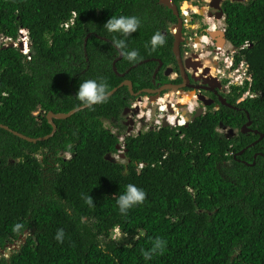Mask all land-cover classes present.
Instances as JSON below:
<instances>
[{
  "label": "trees",
  "instance_id": "trees-1",
  "mask_svg": "<svg viewBox=\"0 0 264 264\" xmlns=\"http://www.w3.org/2000/svg\"><path fill=\"white\" fill-rule=\"evenodd\" d=\"M225 13L227 39L250 68L249 90L261 95L239 105L241 112L224 107L189 127L128 136L123 163L114 158L121 156V131L105 122L126 128L123 114L134 97L119 87L126 80L135 92L152 86L156 63L125 77L114 63L119 50L120 74L174 58L172 39L163 36L171 15L160 0H0V38L18 40L28 30L33 45L30 55L0 45V124L45 138L54 130L50 113L89 105L77 96L84 81L104 83L106 95L119 88L55 120L58 131L47 141L30 143L0 128V250L26 236L0 264H264V0L228 1ZM121 15L139 18L137 32L104 28ZM157 33L164 43L153 46ZM130 51L138 52L135 60ZM247 90L235 89L233 104ZM246 112L259 135L219 132L221 124L241 129ZM128 184L147 195L122 215L117 200ZM117 229L124 238H114ZM156 238L167 241L166 249L145 260Z\"/></svg>",
  "mask_w": 264,
  "mask_h": 264
},
{
  "label": "flooded vegetation",
  "instance_id": "flooded-vegetation-1",
  "mask_svg": "<svg viewBox=\"0 0 264 264\" xmlns=\"http://www.w3.org/2000/svg\"><path fill=\"white\" fill-rule=\"evenodd\" d=\"M228 1L246 4L254 0L236 2L232 0H160L164 9L172 16L168 18L170 20L166 26L167 30L163 31V36L168 40L172 39L174 58H171L168 64L161 58L146 60L124 74L127 75L146 63H156L152 74V86L139 92L134 90L136 95L131 94L134 97L131 106L136 102L144 103L146 99H149L147 104L153 109L161 100L175 105L178 110H183V113L184 110L188 112L187 110L192 106L195 111L189 114L190 125L194 123L193 118L200 109L204 110L203 116L208 112L221 111L224 107L236 112L244 111L239 105L253 98L248 94L249 91L245 92L236 104H233L234 90L238 87H228V81L219 74V70H223L225 66L226 57L230 56L227 31L224 32L227 28L225 5ZM177 43L180 57L175 54ZM171 95L175 96L176 102L173 99L168 100ZM127 110L129 113L125 115ZM126 111L123 117H128V124L132 122L130 128L132 132L136 125L132 117H136L140 110L129 107ZM246 115L248 122L241 129L221 124L219 132L228 138H236L240 133L259 135L258 131L252 129L253 122L249 113L246 112ZM230 129H233L234 134H230Z\"/></svg>",
  "mask_w": 264,
  "mask_h": 264
},
{
  "label": "built area",
  "instance_id": "built-area-1",
  "mask_svg": "<svg viewBox=\"0 0 264 264\" xmlns=\"http://www.w3.org/2000/svg\"><path fill=\"white\" fill-rule=\"evenodd\" d=\"M187 14V13H185ZM75 18L76 14H74V17L70 20V22H67L64 27L65 29H69L71 26L75 24ZM227 29V28H226ZM224 30L226 32L227 30ZM23 41H26L25 45L27 46L30 43V38L25 37L22 39ZM14 42L13 39L11 38H5L1 37L0 38V45L3 44L8 45L10 43ZM228 49L230 50V56L226 57L225 59V66L223 70H219V74L223 77V79H226L228 81V87L230 86H236L240 89L245 88L248 86V94L251 95L253 98H257L261 94H254L251 92V87H252V77L250 75V68L248 65V62L245 57H242L240 55V50L236 49L229 41L227 43ZM30 50L26 47V51L24 54L30 55L29 54ZM246 91V92H247ZM147 101L149 99H146V104L143 105V103L136 102L134 103L131 108L133 110L139 109L140 113L136 115V117H132L137 125L140 124L143 128L137 129V126H135L132 130V132H128L127 135L124 137H120V142H121V147L122 149L119 151L121 155L125 153V139L128 136H137L139 135L142 131L148 132L149 130H156L160 131L161 129L165 128L164 127V120H168L170 124V128H179V127H187L190 126V115L193 114L195 109L190 106L189 109L186 112L184 110H178V108L174 106V109L176 110V114H172L169 111L168 104L164 101L161 100L158 106H155L157 108V114L154 115V109L152 106H149L147 104ZM145 123V124H143Z\"/></svg>",
  "mask_w": 264,
  "mask_h": 264
},
{
  "label": "clouds",
  "instance_id": "clouds-1",
  "mask_svg": "<svg viewBox=\"0 0 264 264\" xmlns=\"http://www.w3.org/2000/svg\"><path fill=\"white\" fill-rule=\"evenodd\" d=\"M141 21L136 16H112L111 19L108 20V22L104 25V28L109 33H119L123 36H128L132 33L137 32L138 28L140 27ZM27 34V37L30 38L28 30H21L20 36L22 38H25ZM20 38V37H19ZM16 44L20 43H26V41L21 40H14ZM30 43L31 39H30ZM29 43V44H30ZM164 43V38L159 34H155L152 37V44L155 45H162ZM116 47L119 49H124L126 47L125 40L123 39H117L115 41ZM26 46V45H25ZM27 47V46H26ZM32 49V48H31ZM31 49L29 54L31 53ZM137 51H130L127 53V58L129 60H135L138 56ZM78 98L84 102L85 104H99L102 103L106 98V85L104 83H98L94 79L86 80L82 84L79 85V90L77 93ZM121 145V144H120ZM122 156V155H121ZM121 156L119 157L121 159ZM146 192L142 189L137 188L134 184H128L126 186L125 193L123 195H120L117 204L119 206L120 213L122 215L127 214L128 210L132 208L135 205L143 204L146 199ZM88 202L92 203V198H88ZM16 229L18 230L21 225L17 224ZM117 232H119V229H117ZM64 232L63 230H60L56 235V240L58 242H63L64 238ZM167 241L162 238H156L153 242V247L145 251L143 253L145 260H151L152 257L156 254H163L164 250L166 249Z\"/></svg>",
  "mask_w": 264,
  "mask_h": 264
},
{
  "label": "water",
  "instance_id": "water-1",
  "mask_svg": "<svg viewBox=\"0 0 264 264\" xmlns=\"http://www.w3.org/2000/svg\"><path fill=\"white\" fill-rule=\"evenodd\" d=\"M232 1L236 2V1H240V0H232ZM169 6H171V5H169ZM32 46L33 45L30 43V44H28L27 48L30 50L32 48ZM8 48H18L22 53H25V51H26V46H25L24 43H20V44L10 43V44L4 46V49H8ZM119 52H120V58L117 59L115 61V63H114V71L116 72V74L118 76L125 77L126 75L120 74L118 72V70H117V67H116L117 62L124 57V53L121 50H119ZM175 54L178 57H180V49H179V44L178 43L176 44ZM127 86L129 87L131 94L135 96L136 93L134 92V84L131 81H124L119 88H123V87H127ZM119 88H116L112 92L107 94L105 99H108V98H111L112 96H114L118 92ZM139 95H140V93H139ZM92 105H95V104L83 106V107H81L79 109H76V110H74V111H72V112H70L68 114H64V113H61V114L50 113L48 115V121H49L50 125L53 126L54 130H53V133L50 136L45 137V138L33 139V138L25 136V135H23V134H21L19 132H16V131L10 129L8 126L2 125V124H0V128L5 129L6 131H9V132L13 133L15 136H17V137H19V138H21V139H23V140H25L27 142L37 144L38 142L47 141L50 138L55 136V134L58 131V127L55 124V120H66V119H69L72 116H74L75 114H77L78 112H80L81 110H84V109H86V108H88V107H90ZM203 112H204V110L200 109L199 113H197L195 115V117L193 118V122H195L198 118L202 117L203 116L202 115ZM128 113H129V110L126 111L125 115H127ZM136 113H138V111H136ZM153 114L154 115L157 114V108L156 107L154 108ZM131 124H132V122H131ZM164 127L165 128H169L170 127V124H169L168 120H164ZM187 127H189V126H187ZM225 129H227V128H225ZM229 131H230V134H234L233 129H230ZM130 132H131V130H130ZM262 138H263V136L261 137V139ZM117 148H118L119 151L122 149L121 145H118ZM124 158L125 157H124V153H123V155L121 156V159H124ZM26 235H28V233ZM24 243H26V236H22L21 240L19 242L14 243L12 245H8L7 248L4 249V250H0V258L1 257L10 258V256L13 254V252L19 250L21 248L22 244H24Z\"/></svg>",
  "mask_w": 264,
  "mask_h": 264
},
{
  "label": "rangeland",
  "instance_id": "rangeland-1",
  "mask_svg": "<svg viewBox=\"0 0 264 264\" xmlns=\"http://www.w3.org/2000/svg\"><path fill=\"white\" fill-rule=\"evenodd\" d=\"M26 36H27V34H26ZM21 39H23V38L20 36L19 40H21ZM174 98H175V96L171 95V97L168 100H171L172 101V99L174 100ZM174 102H176V100H174ZM145 104H146V102L143 103V105H145ZM168 108H172V104L171 103L168 104ZM169 111H170V109H169ZM124 121L127 123V124H125V127H126L125 129H122V128L120 129L118 126H116L111 121H106L105 122V126L108 129H110L115 134H118L121 131L120 132L121 133V137H124L125 135H127V133L130 131V128H131V124H128V117H125L124 118ZM143 124H145V123H143ZM135 126H137V129L141 128V130H143V128H142V126L140 124L137 125V123H136ZM66 157L67 158H70L69 155L66 156ZM114 158H115L116 161H121L123 163L125 162L123 159H120L119 156H117V155L114 156ZM114 238L119 240V239L124 238V235L121 233V231H119V232L116 231L115 234H114Z\"/></svg>",
  "mask_w": 264,
  "mask_h": 264
},
{
  "label": "bare ground",
  "instance_id": "bare-ground-1",
  "mask_svg": "<svg viewBox=\"0 0 264 264\" xmlns=\"http://www.w3.org/2000/svg\"><path fill=\"white\" fill-rule=\"evenodd\" d=\"M27 47H28V45H27ZM170 109V112L172 113V114H174L175 113V110H174V108L172 107V108H169Z\"/></svg>",
  "mask_w": 264,
  "mask_h": 264
}]
</instances>
